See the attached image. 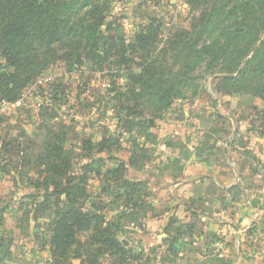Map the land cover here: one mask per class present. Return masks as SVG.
<instances>
[{
    "label": "rangeland",
    "instance_id": "1",
    "mask_svg": "<svg viewBox=\"0 0 264 264\" xmlns=\"http://www.w3.org/2000/svg\"><path fill=\"white\" fill-rule=\"evenodd\" d=\"M5 2H0V255L34 241L40 249L43 245L51 264H109L108 253L97 252L93 243L97 232L110 220L108 212L140 204L102 200L109 202L116 193L123 197L131 184L120 171L109 182L106 174L98 179L89 174L84 185L71 180L73 185L63 186L62 160L70 169V159L60 157L65 150L60 137L48 139L41 150L36 122L18 124L17 117L36 118L33 108L40 107L50 123L44 121L47 130L58 132L69 127L66 119L84 116L83 107L100 100L96 113L116 121L117 128L110 126L108 133L117 135L145 117L164 128L188 121V110L202 98L219 100L224 112H233L231 100L264 103V34L255 39L264 0H19L12 13ZM21 10H30L28 37L14 68L4 60L11 54L5 27ZM64 22L72 27L68 38L47 46L44 32L61 30ZM80 25L94 32L85 35L97 42L93 48L81 40ZM170 65L182 68L178 82ZM257 114L264 118L263 107ZM81 126L72 131L80 132ZM107 131L103 126L94 137ZM80 212L85 216H77ZM256 238L264 237L256 233Z\"/></svg>",
    "mask_w": 264,
    "mask_h": 264
},
{
    "label": "crops",
    "instance_id": "2",
    "mask_svg": "<svg viewBox=\"0 0 264 264\" xmlns=\"http://www.w3.org/2000/svg\"><path fill=\"white\" fill-rule=\"evenodd\" d=\"M99 101L83 107L88 111L84 116L66 119L63 124L69 127L58 132H49L40 107L33 108L36 118L17 120L36 122L41 150L48 139L60 137L63 154L70 159L63 186L72 185L71 180L84 185L89 174L97 179L106 174L109 182L123 170L130 191L110 196L109 202L100 200L140 204L107 213L110 220L131 214L119 237L125 251L140 254V261L129 257V264H264V238H256L258 231L264 237V118L257 114L263 102L231 100L233 112H224L219 100L202 98L188 110V121L164 128L157 119L145 117L116 135L108 133L110 126L117 128L116 121L96 113ZM77 125L84 127L76 133L72 127ZM99 125L108 129L101 138L94 137ZM7 249L0 264H50L34 241ZM117 258L108 257L109 264H117Z\"/></svg>",
    "mask_w": 264,
    "mask_h": 264
},
{
    "label": "trees",
    "instance_id": "3",
    "mask_svg": "<svg viewBox=\"0 0 264 264\" xmlns=\"http://www.w3.org/2000/svg\"><path fill=\"white\" fill-rule=\"evenodd\" d=\"M5 0H0V2L2 3ZM19 0H6V7L8 10V13H12L15 9V7L18 5ZM37 10H39L38 8L34 9V12H36ZM30 14V10L28 11ZM28 13H26L25 10H21V13L19 12V16L16 17H12L10 20H8L6 27H5V31H6V37L8 39L7 43L9 44V49L11 51V54L7 53L4 55V60L7 63L8 66L17 68L20 66V55H21V50L22 48L26 47V39L28 37L27 29L29 28V22H28ZM35 15V14H33ZM38 18L37 21L39 20L40 23L37 25L38 31H42L44 29V22L42 20V17H40V14H37ZM23 17H25L26 19H23ZM42 22V23H41ZM103 21L100 22L99 27H102ZM67 25H69V23L67 24L66 22L63 23V28L61 30H54L52 32H44L47 33L48 35V39L46 40V45L47 46H52L54 44H58L60 42H64V40L66 38H68V34H69V30L72 29L71 28H67ZM56 27V26H54ZM78 27H75L74 31H77ZM80 28V34H84L82 36L81 40H84L85 45L88 46L89 49L93 48L97 42H95L93 40L92 36H88L86 37L85 35H93V31L90 29V26H79ZM264 34V17L262 18V25L260 26V29L258 30V32L255 35V39H258L260 37V35ZM77 41V39H76ZM91 41V42H90ZM257 41V40H256ZM260 42V40H258ZM253 46V44H252ZM250 47V49L248 48L246 50V54L247 51L248 53L251 51V49L253 47ZM99 53V52H98ZM189 68V66H187ZM187 68V70H188ZM177 68L173 67L172 65H170V74L175 78L176 82H178L181 76L178 77L177 74L179 73H183L181 71L182 68ZM185 76V75H183ZM178 77V79H177ZM45 111V110H44ZM61 142V140H60ZM62 143V142H61ZM89 145V144H88ZM61 156L60 157H65V155L63 154V151H60ZM62 160V159H61ZM64 161V165L63 168V177L65 176L66 170L67 168V164L65 161H67V159L65 158ZM120 171H123L122 169H118V171L113 175H117V173H119ZM114 178L117 176H113ZM83 182V180H81ZM70 182V181H68ZM58 183V182H57ZM81 183V182H79ZM73 185V184H72ZM70 186V185H67ZM98 214H100V212L98 211ZM77 216L83 217L85 216L84 213L80 212L77 214ZM124 217H126V215H122V216H117L115 218H112L111 220L108 221V223L106 224L105 228H101L100 231L97 232V235L99 236L98 239H95V241L93 242L94 244L98 245L96 247L97 252L99 251H105L107 252V256H113V255H119L120 258H122V263L121 264H129L130 261L129 257L132 259V262H138L140 261V254L133 256L131 255L128 251H125V249H123V247L121 246L120 242H119V237L121 235V233H123V230L125 229V227L123 226L122 220L124 219ZM130 216H127L126 219L129 220L131 219ZM99 218H101L99 216ZM103 218V217H102ZM54 227H57L56 222L54 223ZM106 229V230H105ZM252 231V230H251ZM101 234V235H100ZM252 233L249 231L247 233V236H251ZM103 243L106 244V247L103 250L102 246ZM43 245L41 246V249H43ZM126 257V259H125ZM131 263V262H130ZM51 264V263H50Z\"/></svg>",
    "mask_w": 264,
    "mask_h": 264
},
{
    "label": "built area",
    "instance_id": "4",
    "mask_svg": "<svg viewBox=\"0 0 264 264\" xmlns=\"http://www.w3.org/2000/svg\"><path fill=\"white\" fill-rule=\"evenodd\" d=\"M2 104H3L4 107H10V105H12V104H8V103H5V102H2ZM16 105H21V102H17ZM258 235H259V236H263V235L260 234L259 232H258ZM234 245H235V247L238 249V248L240 247V241L237 239V240L235 241Z\"/></svg>",
    "mask_w": 264,
    "mask_h": 264
}]
</instances>
